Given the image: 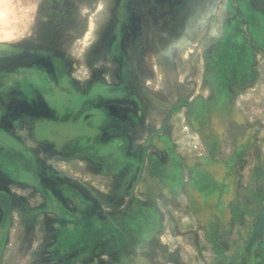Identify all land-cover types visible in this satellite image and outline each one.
Here are the masks:
<instances>
[{"label": "rangeland", "instance_id": "374dc122", "mask_svg": "<svg viewBox=\"0 0 264 264\" xmlns=\"http://www.w3.org/2000/svg\"><path fill=\"white\" fill-rule=\"evenodd\" d=\"M263 206L264 0H0V264H264Z\"/></svg>", "mask_w": 264, "mask_h": 264}, {"label": "flooded vegetation", "instance_id": "af4514ba", "mask_svg": "<svg viewBox=\"0 0 264 264\" xmlns=\"http://www.w3.org/2000/svg\"><path fill=\"white\" fill-rule=\"evenodd\" d=\"M47 96L50 97L51 101H54L53 104H55V107L59 111H66V109H72V108L74 109V101L70 100L72 99V97L67 98V97H63V95L59 96V93L54 94L53 91L47 93ZM60 100H62V103H60ZM97 119H98V113H95V111L94 112L88 111L87 113H84L78 127H71L69 131L79 130V132H82L87 123L95 122Z\"/></svg>", "mask_w": 264, "mask_h": 264}, {"label": "water", "instance_id": "95a60500", "mask_svg": "<svg viewBox=\"0 0 264 264\" xmlns=\"http://www.w3.org/2000/svg\"><path fill=\"white\" fill-rule=\"evenodd\" d=\"M264 238V206L259 211L257 215V220L253 228L252 236L249 240L246 252L247 255L250 256L252 252V247L256 242L262 241ZM247 263V257L243 258L240 264H246ZM222 264V263H219Z\"/></svg>", "mask_w": 264, "mask_h": 264}, {"label": "crops", "instance_id": "0c3cea01", "mask_svg": "<svg viewBox=\"0 0 264 264\" xmlns=\"http://www.w3.org/2000/svg\"><path fill=\"white\" fill-rule=\"evenodd\" d=\"M204 177V176H203ZM206 178V177H204ZM176 206V205H175ZM180 254H187V252H191V247L187 246V244H185L182 248H180ZM173 264H185L184 261H179L178 263H173Z\"/></svg>", "mask_w": 264, "mask_h": 264}]
</instances>
